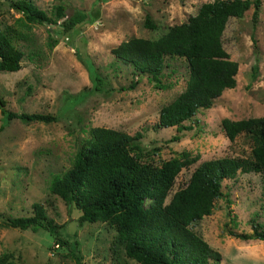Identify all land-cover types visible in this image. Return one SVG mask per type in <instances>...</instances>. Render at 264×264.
Segmentation results:
<instances>
[{
    "label": "rangeland",
    "instance_id": "obj_1",
    "mask_svg": "<svg viewBox=\"0 0 264 264\" xmlns=\"http://www.w3.org/2000/svg\"><path fill=\"white\" fill-rule=\"evenodd\" d=\"M10 1L0 0V28L11 27L27 37L14 36L23 58L18 70L0 72V96L8 110L50 114L55 120L14 118L6 123L0 112V257L12 264H75L47 231L4 225L5 217L31 215V204L39 202L50 218L65 225L68 235L75 234L82 264H137L124 254L114 228L100 221L78 223L80 210L69 211L48 186L71 167L89 128L96 126L142 133L141 162H191L175 176L166 202L186 185L200 162L249 156L250 134L241 132L231 141L221 120L264 116V0L257 22L252 21L251 6L242 17H231L222 34L224 50L238 63L235 87L185 121L191 129L180 133L175 126L159 127L157 121L159 109L184 90L189 74L185 60L168 58L160 82H155L133 75L129 66L115 61L111 50L132 37L157 39L212 0H29L50 15L55 4H63L68 16L83 12L86 21L69 32L61 20L24 24ZM95 74L104 81L100 90L94 89ZM132 80H137L135 88L127 89ZM174 135L178 140H171ZM221 191L212 213L191 225L221 255L208 264H264L263 241L229 234H251L253 227L264 230V173H237L222 181Z\"/></svg>",
    "mask_w": 264,
    "mask_h": 264
},
{
    "label": "trees",
    "instance_id": "obj_2",
    "mask_svg": "<svg viewBox=\"0 0 264 264\" xmlns=\"http://www.w3.org/2000/svg\"><path fill=\"white\" fill-rule=\"evenodd\" d=\"M8 4L21 13L24 24H55L61 20L64 31L69 32L86 21L81 11L68 16L63 4L53 5L51 15L29 0H12ZM260 5L261 0L204 2L196 14L173 25L161 37L154 40L132 37L112 48L115 61L129 66L133 75L146 76L150 81L160 82L168 58H183L187 63L189 74L184 90L159 109V127L175 126L177 133L191 129L185 121L200 109L210 108L225 90L235 87L238 63L224 50L222 34L231 17H242L251 6L252 21L257 22ZM145 24L154 28L149 19ZM15 31L11 27L0 28V72L20 68L23 52L14 44V36L22 39L27 35ZM252 70L255 78L257 66ZM93 79L94 89L100 90L104 86L103 79L97 74ZM136 84L137 80H132L126 88L133 89ZM0 112L6 123L14 118L23 122L55 120L50 114L8 110L1 96ZM221 126L231 141L241 132L250 134V155L200 162L186 185L175 190L167 202L175 176L181 167L191 162L171 159L161 166L141 162L142 133L130 135L101 126L89 128L88 137L75 154L71 167L61 177L53 179L48 190L58 196L69 211L72 207L80 210L78 223L100 221L114 228L123 243L124 254L137 264H208L210 259L220 260V253L198 236L191 225L212 213L215 200L222 196L224 179L234 178L237 173H264V116L223 118ZM178 138L174 135L171 140ZM262 198L264 200V191ZM31 208L29 216L5 217L4 225L47 231L55 245L68 250L75 264H82L75 234L68 235L65 225L50 218L41 203L33 202ZM229 234L241 240L264 242V230L258 231L255 227L251 234L232 231ZM5 260L1 256L0 264H12ZM115 264L121 263L116 261Z\"/></svg>",
    "mask_w": 264,
    "mask_h": 264
}]
</instances>
